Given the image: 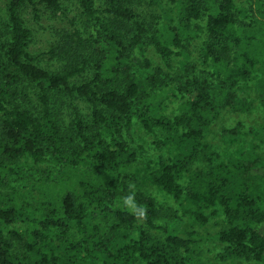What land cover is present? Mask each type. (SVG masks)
<instances>
[{
    "label": "trees",
    "instance_id": "16d2710c",
    "mask_svg": "<svg viewBox=\"0 0 264 264\" xmlns=\"http://www.w3.org/2000/svg\"><path fill=\"white\" fill-rule=\"evenodd\" d=\"M33 1L6 0L0 27V264H204L197 248L205 239L224 243L223 259L264 264V160L258 146L226 159L210 151L209 167L194 166L209 146L207 133L219 108H251L239 96L241 82L255 79L264 101V25L247 22L250 15L236 0H147L161 11L160 20L149 23L138 18L145 0H79L92 32H57L48 52L62 67L52 70L29 51L33 29L22 10ZM40 1L53 13L62 9L61 0ZM203 17L205 25L194 28ZM198 31L205 34L203 60L220 78L218 93L201 75L168 87L158 73L145 74L149 58L135 68L146 44L171 68L173 46ZM85 70L84 80L72 81ZM28 86L35 87V102ZM59 92L86 98L90 119L78 110L67 119L53 101ZM170 96L183 99L180 111H163ZM136 121L162 133L158 147L175 148L146 176L180 201V210L160 207L134 184L143 146L133 135ZM253 134L264 143V127ZM52 161L70 172L58 180L39 178L41 195L35 198L22 185L25 163ZM217 206L225 227L209 237L183 230L185 217L206 223L207 210ZM17 223L27 227H13Z\"/></svg>",
    "mask_w": 264,
    "mask_h": 264
},
{
    "label": "rangeland",
    "instance_id": "374dc122",
    "mask_svg": "<svg viewBox=\"0 0 264 264\" xmlns=\"http://www.w3.org/2000/svg\"><path fill=\"white\" fill-rule=\"evenodd\" d=\"M236 1L239 6H242V8L248 11L250 17L245 18L246 21L249 22L252 19L255 21V24L257 23L259 28H262L264 23L260 22V19L262 18V21H264V0ZM5 4L6 0H0V27L3 26L5 20ZM61 4L62 9L53 13L50 10H46L40 0H34L33 3L28 2L22 10V16L27 25L33 29L29 51L37 57V61L41 66L52 70H57L62 67L61 60L51 56L50 52H48L51 43L59 37L57 32L61 29L68 31L79 29L88 35L92 32L91 20L82 12L79 0H61ZM98 7L102 14L105 10L103 2H100ZM138 11L141 14V17L138 18L144 20V22L149 23L160 20V9L147 0L143 1ZM176 13L177 11L172 8L174 17ZM205 21L206 17H203L192 26L195 28L196 23L204 26ZM204 36L205 34L202 31L192 32L191 36H184L182 46H173L175 53L171 68L165 65L164 60L157 54L151 44H146L143 52L139 50L137 52L139 62L135 68L142 69L144 67V59L149 58L152 66L146 69L145 74L158 73L159 77L168 84V87L174 86L175 82L180 78L185 82L191 76L201 75L203 78L212 80L213 90L218 93L221 90L220 78L213 75L212 68L203 60ZM88 74V70H85L74 76L72 81L80 82ZM164 84L162 89L168 88ZM27 88L30 89V99L32 102H35V87L28 86ZM238 93L241 98L250 102L251 108L244 112L235 111L228 107L219 108L220 113L207 133L206 142L209 146L203 152L201 159L197 160L194 164L195 168L205 169L209 167L210 161H208L207 154L210 151H218L220 155L219 159H226L228 155L233 154L236 150L248 148L250 145L258 146L256 150L264 160V143H260L253 134L254 131H258L264 127V101L259 95L256 80L252 79L241 82ZM53 101L56 103L57 108H63L67 119H70L73 116V112L77 110L83 113L87 120L91 117L92 104L86 98L80 97L77 94L59 92L55 94ZM182 101L183 99H175L172 96L167 97L163 104V111L169 113L180 111ZM232 130L238 132L237 136L230 134ZM133 135L137 143L143 145L140 148L141 154L137 163L139 173L135 175L134 184L137 187L146 189L153 195L157 199L160 207L181 208L180 201L167 195L161 188L154 184L151 176H146L147 171L152 172L157 169L161 159L167 158L174 153L175 148L169 144L162 148L158 147L156 142L163 137L162 133L157 129L155 131H148L138 121L133 124ZM123 136L130 144L133 146L136 145L128 137L127 133H124ZM24 171H26L27 178L22 185L31 190L35 198L41 195L40 188H38L39 178L43 179L45 176L50 175L52 179L56 180L60 175L65 174L67 176L68 172H70L65 169V165H56L53 161L44 164H35L33 162L25 163ZM206 213L209 215L206 223H199L185 217L183 230L185 232L195 231L201 236L209 237L226 226L225 215L220 206L216 207V212L210 208ZM13 227L25 229L27 224L17 223ZM138 235L136 233L135 238H138ZM224 251V243L215 239H205L199 243L197 248L198 256L203 260L204 264H252V262L247 263L239 260L223 259L221 254Z\"/></svg>",
    "mask_w": 264,
    "mask_h": 264
}]
</instances>
